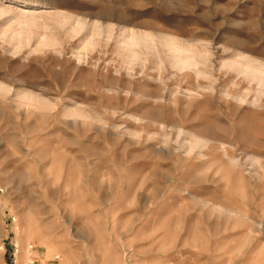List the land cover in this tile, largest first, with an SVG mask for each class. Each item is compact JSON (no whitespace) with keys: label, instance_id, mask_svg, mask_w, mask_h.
Instances as JSON below:
<instances>
[{"label":"rangeland","instance_id":"rangeland-1","mask_svg":"<svg viewBox=\"0 0 264 264\" xmlns=\"http://www.w3.org/2000/svg\"><path fill=\"white\" fill-rule=\"evenodd\" d=\"M11 239L264 264V0H0V264Z\"/></svg>","mask_w":264,"mask_h":264},{"label":"built area","instance_id":"built-area-1","mask_svg":"<svg viewBox=\"0 0 264 264\" xmlns=\"http://www.w3.org/2000/svg\"><path fill=\"white\" fill-rule=\"evenodd\" d=\"M11 222H15V219L12 218ZM23 257L25 264H40L39 251L33 243H28L22 248L16 240L11 239L9 241V264H21Z\"/></svg>","mask_w":264,"mask_h":264}]
</instances>
